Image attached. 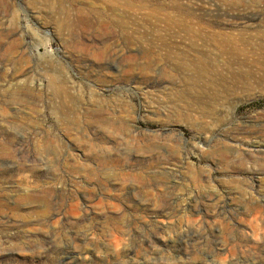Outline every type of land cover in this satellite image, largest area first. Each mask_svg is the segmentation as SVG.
Instances as JSON below:
<instances>
[{"label":"rangeland","instance_id":"374dc122","mask_svg":"<svg viewBox=\"0 0 264 264\" xmlns=\"http://www.w3.org/2000/svg\"><path fill=\"white\" fill-rule=\"evenodd\" d=\"M198 52L221 93L199 104ZM262 76L264 0H0L3 264H264Z\"/></svg>","mask_w":264,"mask_h":264},{"label":"bare ground","instance_id":"6f19581e","mask_svg":"<svg viewBox=\"0 0 264 264\" xmlns=\"http://www.w3.org/2000/svg\"><path fill=\"white\" fill-rule=\"evenodd\" d=\"M119 3H120V5H123L126 7L130 6V4H128L126 2L125 3L119 2ZM58 22L60 23L58 25L59 28H61L62 25L64 26V23H63L64 21L58 20ZM227 54H228V51L224 50L223 48H220L218 50V57H220L222 59H224L223 55L226 56ZM230 57H231L229 59L230 62L228 63V66H227L228 68H226V69H228L227 74L229 75V79L230 80L250 79L252 77V73L250 71L241 70V69H238V70L232 69V65L236 64L235 61H236L237 54L235 56L233 54H230ZM213 61L214 60H207L199 52L191 60H189V56H186V55H184L182 58H180V61L177 63V66H178L180 73L184 74L183 78L185 77V79L189 80L187 82L188 84L194 85V88H192L191 92H185L186 89L178 92V96L181 99L190 100L191 102H196L197 104H199L203 100H208L209 102H211L217 98L220 99L221 93L219 94L218 92H211V91H208V89H202L201 86H198V84L206 83V82L210 81L212 77L220 75V73L218 71L213 70L214 69V62ZM218 81L222 82L223 80L218 79ZM48 85L50 86V88H52L53 93L55 92L56 94L66 96L67 88L65 86V83L63 82V79H60L56 75L51 74V75H49V78H48ZM223 93L227 94L228 91H224ZM186 95H188L190 97V99ZM45 198L46 197H44V200H45ZM42 207L44 210H43V214H40V216L46 217L48 215V211L51 209L49 208V205H46V204H43ZM73 210H74L73 214L76 218L73 219L72 221H70L67 218H62V222H63L62 228L66 227L67 226L66 224L68 222L71 224H74V225H80L81 223L89 220L90 215L88 213L86 214V212H87L86 210H80V207L77 205H75L73 207ZM220 210H218L217 212H220ZM160 214L163 215L162 212H159V215ZM53 215L54 214H51L50 216H48L45 219L46 220V226H48L49 222L51 221V218L55 217L56 215H59V212H57L56 215H54V216ZM123 219H124V211L122 210L120 215L116 218L115 222L121 223V222H123ZM52 232H53L52 230H48V228H47L45 234H42V233L41 234H38V233L27 234V237L32 238V241L31 242L29 241L30 243L26 247H24L22 250L23 251H35L36 249H38L40 247L39 243L44 244L48 240V235H50ZM82 234L68 233L67 237L72 235V239H73V237H77V238L81 239L82 241H84L85 236H83ZM82 241H80V242H82ZM73 242H75V241H73ZM47 243H49V242H47ZM85 252L86 253L90 252V250L86 249ZM71 253H73V251L71 252L70 250H68V251L65 250V251L61 252L60 254L67 256L68 254H71ZM0 259H1L0 263L3 264L2 259H4V258L1 257ZM33 264H34V262H33Z\"/></svg>","mask_w":264,"mask_h":264}]
</instances>
